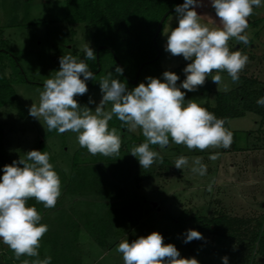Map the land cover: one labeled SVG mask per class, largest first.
<instances>
[{"label":"rangeland","instance_id":"1","mask_svg":"<svg viewBox=\"0 0 264 264\" xmlns=\"http://www.w3.org/2000/svg\"><path fill=\"white\" fill-rule=\"evenodd\" d=\"M195 10L201 16V23L210 28L219 25L211 0H202ZM65 14V0H0V51L10 50L12 54L11 57L0 54V73L5 78L16 77L18 81L13 85L15 101L7 99L11 104L5 102L0 106V176L5 165L26 157L37 143H42L61 179V195L55 208L45 209L32 199L42 216L40 223L48 226L41 240L39 258L51 256V264H123L122 255L116 250L118 244L123 240L131 243L155 231L163 236L165 244L175 245L181 258H196L199 264H223L225 256L228 264H248L253 257L254 264H264V257L253 255L255 246L252 244L255 234L264 229V115L256 113L264 107L257 104L261 98L258 95L247 104L234 99L241 96L242 88L264 97V0L248 18L249 44L229 41L231 51L239 50L249 57L239 83H233L226 72H221L223 82L219 91L211 77L196 91L180 89L185 92V103L194 100L202 107L206 104L213 107L217 95L228 94L230 106L242 116L229 120L225 127L237 133L238 146L244 149L239 152H232L230 148L190 151L184 145L172 143L170 138L163 150L158 145H150L163 157V162L157 160L143 169L130 154L133 147L145 142L142 131L118 130L122 140L119 158L124 163L115 172V178L108 174L116 156L97 155L93 162L88 152L78 154L80 146L73 132L43 139L46 125L42 119L40 122L29 115L32 104H39L44 82L60 70L59 60L63 55L71 54L80 61L85 59L86 44L94 53L99 48L87 27L65 23ZM176 27L178 14L175 12L166 19L160 36L163 57L159 70L162 74L187 62L182 56L166 51L167 34ZM100 59L101 75L88 79V92L75 97L81 107L93 111L103 96L99 82L109 72L112 78H118L106 52ZM14 62L23 74L16 73ZM160 76L148 68L140 83L147 84L148 77ZM90 99L94 103H89ZM110 107L109 104L106 110ZM215 152L221 153L220 157L210 160L209 156ZM182 155L189 158V166L183 170L174 166ZM195 157H201L207 166L206 175L191 171ZM85 160L93 162L91 167L109 177V185L101 186V192L72 183L73 165L82 166ZM209 185L211 191H208ZM219 216L241 221L243 225L237 224L231 238L213 236L205 228L204 220ZM86 222L93 227L86 228ZM188 230L200 232L203 239L185 243ZM55 245L63 254L55 257ZM25 259L31 262L35 258L22 256L16 260L14 253L0 241V264H22Z\"/></svg>","mask_w":264,"mask_h":264},{"label":"clouds","instance_id":"2","mask_svg":"<svg viewBox=\"0 0 264 264\" xmlns=\"http://www.w3.org/2000/svg\"><path fill=\"white\" fill-rule=\"evenodd\" d=\"M202 0H184L175 12L178 14V27L167 34L166 51L173 56H182L191 61L183 69L186 78L177 87L179 76L171 71L163 73V81L148 77L147 84L139 83L132 90L111 72L100 82L103 93L95 110L81 107L76 96L88 92L86 81L95 79L86 60H96L94 50L84 46L85 59L77 61L71 54L63 55L60 70L53 78L44 82L39 95V104L33 103L29 115L47 126V131L58 134L73 132L77 134L79 146L96 156H119L122 145L118 130L109 129V121L115 116L130 131L140 129L145 142L131 149L143 169L151 167L163 157L150 145H158L163 150L171 142L184 145L188 150L205 151L209 149H228L233 143V133L225 127L226 120L217 118L206 107L194 100L185 103V92L196 91L203 86L208 77L218 85L226 72L233 83H239L240 74L246 68L249 57L241 51H231L229 41L235 40L249 44L248 18L254 15V8L262 5V0H211L219 18V25L210 28L201 23V16L195 8ZM118 75L123 69L116 67ZM216 73V74H213ZM83 77V79H81ZM227 91V86H224ZM89 103H94L90 99ZM110 109L106 110L108 105ZM264 107V97L257 100ZM45 128V127H44ZM221 153L215 152L210 160H217ZM19 165H23L20 167ZM174 166L184 169L189 166V158L180 156ZM191 171L200 176L206 175L207 166L201 157L191 161ZM211 185L208 191H211ZM61 195V179L50 163L46 151L31 150L26 157L3 167L0 176V241L13 253L16 260L22 256V264H51L52 257L40 259L41 240L48 231L46 224L40 223L41 214L27 201L34 199L45 209L55 208ZM203 239L196 230H188L185 243ZM123 264H199L196 258H181L174 244H165L159 232L141 236L133 240L121 241L116 249ZM228 264V257L222 258Z\"/></svg>","mask_w":264,"mask_h":264},{"label":"trees","instance_id":"3","mask_svg":"<svg viewBox=\"0 0 264 264\" xmlns=\"http://www.w3.org/2000/svg\"><path fill=\"white\" fill-rule=\"evenodd\" d=\"M183 3L184 0H65L66 14L64 22L69 25H85L88 29V33L92 36L96 47L109 48V50L102 49L99 52L100 67L102 65L100 55L103 52H106L115 70L116 67H118L114 60L115 56L123 69V74H117V79L127 84L128 90H131L132 87H136L140 83L142 76L146 73V69L148 68L155 70L156 74L161 75L159 79L163 81V74L159 70V63L163 57L162 48L160 46V36L164 24L156 40L157 46L161 52L160 58L157 61L143 67L136 85H132L129 82V80L132 81L135 78L136 72L141 64L152 61L156 57L157 51L152 42V38L163 14ZM1 53L9 57L12 55L10 50L0 51V54ZM190 62L191 61H187L172 71L180 78L177 81V87H179L186 78L183 69ZM86 63H88L89 67L92 66L90 71L93 72L95 78L101 75V69L98 74H94L97 70L96 60H87ZM15 65L18 69L16 73L18 75L23 74L19 71L20 66L16 63ZM1 75L2 74L0 73V106H2L5 102H8L7 104H11V102L7 101V99L13 102L15 101L16 98L13 85L18 83L16 77L12 76L5 78ZM241 91L243 92L241 96L239 98L236 96L234 99H239L242 103H251L250 99L255 95H258V98L262 97L261 93L256 94L254 91L249 93L246 92L244 88H242ZM248 105L251 107L250 104ZM204 107L215 114L217 118L225 119V126L229 120L240 118L242 116L241 112L230 106L228 94L217 95V98L215 99V106L212 107L209 104H206ZM256 113L263 116L264 110ZM109 126L112 128L115 127L121 132H126L128 130L126 126H122L121 122L115 116L111 121H109ZM232 133L233 143L231 144L230 150L232 152L242 151L244 148L238 146L237 133ZM55 134H57L55 130L50 132L47 131L46 126V133L43 136V139L51 138ZM32 150L45 151V148L42 143H37ZM121 151L122 150L119 152V156ZM85 152H88L87 149L82 147L78 150V154L81 155ZM119 156H116V160L112 162L113 169L111 173L108 174L110 178H115V172L124 163L121 161L122 159L119 158ZM96 158H98L97 155L93 156V162H95ZM93 162L85 160L82 166L73 165L75 173L73 175L74 179L72 180V183L76 186L80 185L83 189L94 187L96 189L95 191L101 192L103 189L101 186H105L106 184L109 185V177H106L105 174L100 172L96 167H91L90 163ZM102 162L106 163L105 160H102ZM96 174H99L100 176L96 177ZM27 206L36 207L32 199L27 201ZM204 223L205 228L211 235L219 236L221 238H231L232 233L235 234L237 231V224H239V226L243 225V222L241 221L230 220L224 216H219L211 220H204ZM84 226L86 228L93 227L92 224L87 222ZM252 244L255 246L253 255L264 257V229H260L255 234ZM54 249L55 257L58 256V254H63V252L57 250V245H55ZM253 260L254 257L248 264H254Z\"/></svg>","mask_w":264,"mask_h":264},{"label":"water","instance_id":"4","mask_svg":"<svg viewBox=\"0 0 264 264\" xmlns=\"http://www.w3.org/2000/svg\"><path fill=\"white\" fill-rule=\"evenodd\" d=\"M175 9H176V8L171 9V10H168L167 12H165V13L163 14V16L161 17V19L159 20L158 25H157L156 30H155V33H154V36H153V38H152V42H153V44H154V46H155V48H156L157 55H156V57H155L152 61L145 62V63H143V64H141V65L139 66V68H138V70H137V72H136L135 78H134L132 81L129 80V82H130L132 85H136V84H137V81H138V79H139L140 73H141V71H142V69H143V67H144L145 65H149V64H151V63L157 61V60L160 58L161 52H160V50H159V48H158V46H157V42H156V40H157L158 35H159L160 32H161V29H162V26H163L165 20L168 18L169 15L175 13ZM102 49H107V50H109L108 47H99V48H97L96 53H95V56H96V64H97V70H96V72H95L94 74H98V73L100 72V69H101L100 64H99V52H100ZM113 56H114V55H113ZM114 60H115L116 64L118 65V67H121L120 64H119V62H118V60H117V58H116L115 56H114ZM122 74H123V73H122ZM81 79H83V78H81Z\"/></svg>","mask_w":264,"mask_h":264}]
</instances>
